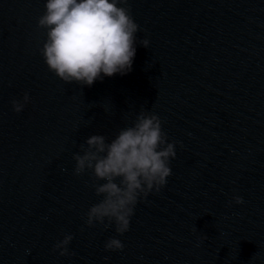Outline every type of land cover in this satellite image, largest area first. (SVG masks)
<instances>
[{
    "label": "water",
    "instance_id": "water-1",
    "mask_svg": "<svg viewBox=\"0 0 264 264\" xmlns=\"http://www.w3.org/2000/svg\"><path fill=\"white\" fill-rule=\"evenodd\" d=\"M44 3L0 0V264H264V0H128L133 69L91 86L44 62ZM141 111L177 142L172 174L124 234L89 226L101 197L73 154ZM113 236L123 249L105 248Z\"/></svg>",
    "mask_w": 264,
    "mask_h": 264
},
{
    "label": "clouds",
    "instance_id": "clouds-1",
    "mask_svg": "<svg viewBox=\"0 0 264 264\" xmlns=\"http://www.w3.org/2000/svg\"><path fill=\"white\" fill-rule=\"evenodd\" d=\"M37 23L46 33L40 48L44 62L65 82L91 86L105 76L125 75L133 69L140 26L128 0H45ZM139 43L147 47L150 41L145 37ZM29 101L28 92L22 100L13 99L14 111L21 112ZM85 143L73 154L74 173L90 170L95 193L101 197L89 207L85 223H114L122 235L129 230L139 200L167 184L177 142L169 141L157 113L141 111L111 138L94 133ZM233 199L243 203L240 195ZM72 239L71 233L65 234L54 249L62 256L72 255L68 248ZM104 246L110 250L124 247L116 236Z\"/></svg>",
    "mask_w": 264,
    "mask_h": 264
}]
</instances>
